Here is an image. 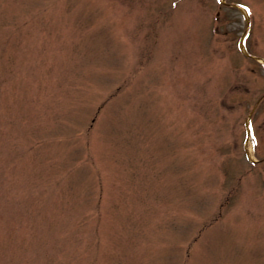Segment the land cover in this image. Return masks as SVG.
<instances>
[{"label": "rangeland", "instance_id": "374dc122", "mask_svg": "<svg viewBox=\"0 0 264 264\" xmlns=\"http://www.w3.org/2000/svg\"><path fill=\"white\" fill-rule=\"evenodd\" d=\"M0 264H264V0H0Z\"/></svg>", "mask_w": 264, "mask_h": 264}]
</instances>
